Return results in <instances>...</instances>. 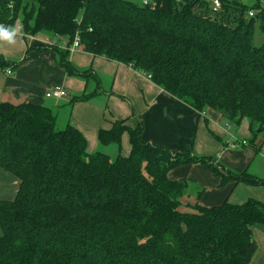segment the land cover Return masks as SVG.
I'll use <instances>...</instances> for the list:
<instances>
[{
    "label": "trees",
    "instance_id": "16d2710c",
    "mask_svg": "<svg viewBox=\"0 0 264 264\" xmlns=\"http://www.w3.org/2000/svg\"><path fill=\"white\" fill-rule=\"evenodd\" d=\"M153 1L0 0V24L21 20L25 36L54 37L55 46L36 49L54 48L60 68L86 84L62 106L0 102V169L19 183L14 200L0 201V264H251L264 203L206 207L199 203L204 189L170 173L197 164L222 186L264 187V179L149 143L142 124L121 120L98 135L118 154H90L70 123L76 103L113 95L98 74L71 63L61 43L78 37L81 51L131 67L199 113L213 111L235 127L247 120L249 147L262 149L264 41L257 46L255 39L264 20L248 18L242 2L211 16L204 0ZM10 66L21 64L0 56V68ZM125 133L128 156L120 152Z\"/></svg>",
    "mask_w": 264,
    "mask_h": 264
},
{
    "label": "crops",
    "instance_id": "0c3cea01",
    "mask_svg": "<svg viewBox=\"0 0 264 264\" xmlns=\"http://www.w3.org/2000/svg\"><path fill=\"white\" fill-rule=\"evenodd\" d=\"M22 31L21 26L15 43L0 40V56L13 66L21 64L18 69L12 66L0 68V102L13 105L27 101L46 102L45 95L50 89L61 88L68 93V97L50 103L62 106L68 103L71 95L78 96L86 90L82 78L70 77L60 68L59 54L54 48L44 51L36 49L40 45L47 47V42L54 40V37L42 35L25 38ZM69 59L78 70H92L100 75L103 85L110 87L113 94L79 102L71 107L70 123L86 137L90 154L104 152L112 157L118 154L115 146L102 147L98 135L100 130H110L114 121L121 120L126 121L131 128L142 124L143 138L149 143L174 152L189 150L197 157L217 159V163L235 173L248 172L264 179V150L254 149L249 145L240 150L231 146L236 139L248 143L252 139L247 120L233 132V127L221 115L213 111H195L127 65L94 57L81 50L71 52ZM130 151V137L125 133L120 152L123 156H128ZM190 165L200 168L195 164ZM176 172L172 175L171 171L172 180H180L178 178L182 173ZM189 177L197 178L193 174ZM211 181L208 189L216 196V202H212L210 197L206 199L205 194L202 202L207 207H212L217 202L221 205L230 191V188L219 189V180ZM18 184L13 175L0 169V201L14 200ZM253 192L264 203V187L244 183L233 185L228 197L232 198L240 193L241 196L238 199L236 197L235 202L241 203L254 197ZM253 236L258 244V251L251 264H264V227L255 226Z\"/></svg>",
    "mask_w": 264,
    "mask_h": 264
},
{
    "label": "rangeland",
    "instance_id": "374dc122",
    "mask_svg": "<svg viewBox=\"0 0 264 264\" xmlns=\"http://www.w3.org/2000/svg\"><path fill=\"white\" fill-rule=\"evenodd\" d=\"M129 1H131V2H134V3H136V4H140L141 3V0H129ZM17 23H19L21 26H22V22H21V20H19ZM16 23V24H17ZM15 24V25H16ZM261 32V29H260V25H258L257 26V33H256V39H255V44L257 45V46H259V45H261L262 43H263V41H264V33L262 32V33H260ZM100 76V75H99ZM100 78L102 79V77L100 76ZM150 80V79H149ZM64 100V99H63ZM46 102H53V100L52 99H47L46 100ZM65 112H66V110H65ZM230 127H233V129H232V131L233 132H235L236 131V129H237V127H235V126H233V125H231ZM228 131H230V129H227ZM232 132V133H233ZM260 141H261V139L259 138L258 140H257V143H256V145H258L257 147H260V148H262L261 146H259L260 145ZM242 148H245V147H242ZM242 148H240V149H242ZM239 149V150H240ZM189 151V150H188ZM176 152H187L186 150H182V151H176ZM114 158V157H113ZM216 161H217V159H216ZM195 165H197V164H195ZM202 170H199L200 168H198V167H196V166H193V165H184V166H181V167H179V168H177V169H175V170H173L172 171V175H175L177 172L176 171H181V173H182V176H180L178 179H180V180H182V179H189V180H192V181H194V182H196V184H197V186L199 187V188H202V189H204V194H203V196L206 194V199H208L209 197H210V199H212V202H216V196L212 193V191L211 190H209L208 188L209 187H211L210 185L212 184V181H211V179L212 180H219V189H224V188H230V191L227 193L228 195H227V198L225 199V201H227L229 204H233V205H243L244 203H246L248 200H250L249 198L246 200V201H244V202H241V203H236L235 201L241 196V194L240 193H237L234 197H228L229 196V194L232 192V190H233V185L235 186L236 184H233V185H231V183H229V184H227V185H225V186H222L221 185V179L220 178H218V177H216V175L210 170V169H208V168H206V167H204V166H202V165H198ZM226 170H228V171H231L230 169H228V168H226V167H224ZM179 169V170H178ZM231 172H233V173H235L234 171H231ZM179 173V172H178ZM190 174H193V175H195L197 178H191V177H189V175ZM235 174H238V173H235ZM211 176V177H210ZM195 191V188H194V190H193V192ZM253 196L254 197H250L252 200H256V201H260L259 200V198L257 197L258 196V194H256V193H254L253 192ZM203 196L200 198V200H199V203L201 204V205H203V206H205L204 205V203L202 202V199H203ZM193 197V198H192ZM192 201H193V203H196V202H198V196L197 195H195V194H193L192 195ZM236 197H237V199H236ZM224 201V202H225ZM223 202V203H224ZM261 202V201H260ZM222 203V204H223ZM263 203V202H262ZM220 204H218V202L217 203H214V205H212V207H214V206H219ZM207 207V206H206Z\"/></svg>",
    "mask_w": 264,
    "mask_h": 264
},
{
    "label": "built area",
    "instance_id": "2783aa9c",
    "mask_svg": "<svg viewBox=\"0 0 264 264\" xmlns=\"http://www.w3.org/2000/svg\"><path fill=\"white\" fill-rule=\"evenodd\" d=\"M204 2L206 3L207 9L209 10V13L211 16H214L217 13H220L225 3L229 4V3H235V2H242L249 6L248 18L252 19V18L260 17L261 19L264 20V0H204ZM141 5L147 6V7L150 5L156 6L153 0H141ZM24 37L26 38L28 36L24 35ZM46 45L55 46L56 41L54 40L48 41ZM61 46L64 49L69 50L70 52L78 51L80 50L79 38L76 37L71 46H68L66 41H63L61 43ZM8 74L11 75V72L8 71ZM45 97L46 99L60 100V99L68 97V93L64 89L53 88V89H50L46 93ZM248 145L249 143L247 141L236 139L231 146L233 149H240ZM262 149L264 150V145L262 146Z\"/></svg>",
    "mask_w": 264,
    "mask_h": 264
},
{
    "label": "clouds",
    "instance_id": "9594fccd",
    "mask_svg": "<svg viewBox=\"0 0 264 264\" xmlns=\"http://www.w3.org/2000/svg\"><path fill=\"white\" fill-rule=\"evenodd\" d=\"M21 31V25H3L0 24V40L8 41L9 43H15V37Z\"/></svg>",
    "mask_w": 264,
    "mask_h": 264
}]
</instances>
